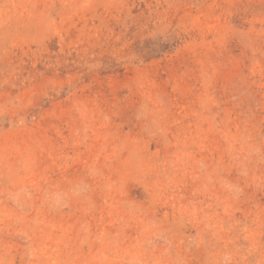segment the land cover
<instances>
[{"label": "rangeland", "instance_id": "374dc122", "mask_svg": "<svg viewBox=\"0 0 264 264\" xmlns=\"http://www.w3.org/2000/svg\"><path fill=\"white\" fill-rule=\"evenodd\" d=\"M0 264H264V0H0Z\"/></svg>", "mask_w": 264, "mask_h": 264}]
</instances>
